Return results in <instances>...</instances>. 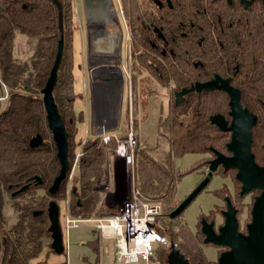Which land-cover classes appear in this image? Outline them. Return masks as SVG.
I'll list each match as a JSON object with an SVG mask.
<instances>
[{
  "label": "trees",
  "instance_id": "trees-1",
  "mask_svg": "<svg viewBox=\"0 0 264 264\" xmlns=\"http://www.w3.org/2000/svg\"><path fill=\"white\" fill-rule=\"evenodd\" d=\"M58 1L61 3L63 15L64 46L56 73L57 80L52 89L54 102L68 132L69 162L74 149L73 140L76 134L75 122H77L74 118V101L77 94L73 88L72 73L74 66L72 39L76 24L72 18V0ZM252 8L256 11L252 14L256 18L255 23L259 24L257 20L264 19V8L258 1L252 4ZM143 24L144 21H139L138 17L131 18L132 27ZM17 33L33 42L32 55L27 59L17 60L14 56V39ZM59 37L57 7L52 0H0V97L6 94L5 101L0 100V210H3V206L14 198L23 200L21 203L10 204L17 212V219L9 229L6 230L4 227L0 230V264H28V259L39 255L42 237L48 234L47 202L64 197L67 175L55 194L50 196L46 190L58 173L60 162L56 156L57 148L52 133L48 128L41 94V88L48 78L54 61ZM254 43V40H251L250 51H253L249 66L251 71L247 74L248 71L243 70L239 93L242 105L258 116L252 129L251 152L255 162L262 163L264 54L261 52L260 42L256 45ZM171 49L172 53L169 57L153 62L149 61L148 47L135 46L131 50L132 54L138 50L143 52L139 54V61L133 62L131 71L133 74L136 71H144L150 77L155 76L163 85L171 81L175 86H181L184 72L195 71L196 66L193 67L189 61L190 65L186 68L181 52L175 47ZM136 83V76H133L131 101L134 106L138 102ZM169 100L165 112L162 113L160 108L162 106L159 107L155 120L154 145L135 147L136 186L152 198H163L165 212L157 216L158 221L161 219L162 222V228H157L158 237L168 236L174 247L178 248L191 264H214L206 260L202 252L200 245L204 243L203 233L199 228L192 232L186 223L177 221L178 216L168 217L170 211L175 208V203L172 201L175 182L184 175V172L173 168L172 161L175 157L186 153L202 154L198 164L187 170L190 171L201 164L206 166L207 162L202 160L206 156L212 158L213 149L221 153L226 152L230 132L220 130L210 122V117L213 114H221L228 118L229 97L223 91L210 90L188 93L183 96L180 103H176L174 95L170 94ZM35 133L42 135L43 142L31 148L29 140L35 136ZM126 133L110 132L107 143L101 141L100 135H89L81 139L82 153L77 160V170L71 179L70 191L73 198L71 214L81 217L97 213L98 210L95 209L102 198L98 186L104 177L106 159L109 154H113L116 138L122 139ZM36 174H39L43 180L41 186L32 184L31 177ZM24 184H28V187L13 195L12 192ZM33 187L44 189L46 194L35 197V193L31 192ZM214 193L222 198L226 195V188L215 189ZM45 199V206L42 207V201ZM35 212L37 214H34ZM43 212L46 221L37 220ZM111 212L113 209H108V214ZM157 251V259L163 264L164 249Z\"/></svg>",
  "mask_w": 264,
  "mask_h": 264
},
{
  "label": "rangeland",
  "instance_id": "rangeland-1",
  "mask_svg": "<svg viewBox=\"0 0 264 264\" xmlns=\"http://www.w3.org/2000/svg\"><path fill=\"white\" fill-rule=\"evenodd\" d=\"M72 18L73 22H75V30L73 32V59L74 66L72 73L74 75L73 88L75 93L77 94V98L74 101V118H76L77 122H75V136L73 140V151L71 152L70 161L72 165V171L68 174V179L65 185V193L63 198H58L56 202L58 206H60L59 220L60 226L64 221L62 218V209L68 210L71 214V182L72 175L75 173L78 167L77 160L75 161V156L77 152L81 151L80 141L82 138L89 136L90 132V110L92 102L90 100V82H91V73L92 69L87 60V44H86V29H85V17L82 12V2L81 0H72ZM115 18L117 20L118 16L115 13ZM88 20L86 19V25ZM111 23V22H110ZM106 23V28H110L115 30L113 24ZM109 24V25H108ZM117 32V31H116ZM124 44L121 48L120 45V62L117 63L120 70L124 72V89L122 93V97L120 98L121 104L118 108V118L116 120L117 126L119 122L120 128L111 132H127V128L129 127L128 119L133 116V130L135 131V139L136 145L152 147L156 142V129H155V120L157 118V114L159 113V109L161 112H165L167 110V106L170 102V94L163 93L164 89L160 88V85H157L152 77L149 76L146 72H138L136 71L133 74L131 71L132 64L134 62V57L131 54L130 44L127 39L123 40ZM14 56L18 60L27 59L32 55V51L34 49L33 42L28 41L26 37L22 34H18L14 40ZM136 76L137 79V95L136 100L137 105H131V93L132 86L131 80L132 77ZM162 91V93L160 92ZM145 97V98H144ZM6 94L4 95V99H1L2 102L5 101ZM146 102H144V100ZM162 106V107H160ZM121 107V112H120ZM160 107V108H159ZM90 116V117H89ZM82 117V119H79ZM126 122V123H125ZM91 128L93 130V123L91 117ZM97 135V134H94ZM82 153V151H81ZM202 154L200 153H186L183 156L175 157L172 161L173 168L179 172H184V175L181 176L178 180H176L174 188V195L172 196V201L175 203V207L180 203L184 197L191 192L195 186L199 183L202 178V174L204 173L205 165L201 164L197 168L187 171L198 164L199 160L202 158ZM210 157V156H209ZM210 158L204 157L202 162L207 161ZM69 161V162H70ZM104 177L102 179L101 184L98 186V189L102 193V198L99 201L98 206L96 207L93 215V218L104 217L108 214V209L113 207H109L108 205L114 204L119 200L125 198L127 194L126 191L119 192L116 197L105 198L104 190L102 187L109 184V188L113 187V160L112 155L109 154L106 159ZM227 172H223L220 169L215 171L212 175L211 180L202 189L196 197H194L190 203L185 207L184 211L178 215L177 221L179 223H186L188 229L192 232L198 229L199 219L200 217L207 214L208 219H213L215 217V224H220L222 222V216L217 213L221 208H224V201L222 198L217 197L214 193L215 189L218 188H226V195H230V197L235 199L238 202L239 207V220L241 222V227L244 226L245 222L250 219L249 214V205L251 195L245 194L242 197L238 195L239 185L234 180V171L228 170ZM118 175V183L119 186L122 182V176L120 173ZM115 186V185H114ZM31 192H34L35 197L37 195L41 196L46 194L44 189L40 187L32 188ZM255 194V193H253ZM38 198V197H37ZM36 198V199H37ZM40 198V197H39ZM159 199L161 203L162 210L161 212H165V205L163 203L162 197H156ZM39 200V199H38ZM23 200L21 198H14V200L10 201V203L3 206V210H0V230L5 227V229H9V226L13 224V222L17 219V212L14 211V208L11 207V203L17 204L21 203ZM46 199L42 201V207L45 206ZM48 204V202H47ZM39 208V207H38ZM212 216L211 213H214ZM73 215V214H71ZM75 216V215H73ZM45 213L43 215L38 216V219L45 220ZM82 217V216H81ZM90 217V216H83ZM49 224V221H48ZM158 226L162 228L161 219L158 221ZM165 232V231H164ZM168 236H160L158 237L154 247H155V258L157 259V249L167 250L169 245ZM51 238L47 234L42 237V247L40 253L36 258L28 259V264H50L51 258L54 257H62L67 264H118L116 258V249L114 248V239L110 237H100L92 227V223L88 221H83L77 227L68 228L66 234H63V243L65 247V251L59 255L54 254V252L50 248ZM202 252L207 260H216L217 256V246L211 245L208 243H202ZM222 249V248H220ZM157 251V252H156ZM52 256V257H51ZM51 257V258H50Z\"/></svg>",
  "mask_w": 264,
  "mask_h": 264
},
{
  "label": "flooded vegetation",
  "instance_id": "flooded-vegetation-1",
  "mask_svg": "<svg viewBox=\"0 0 264 264\" xmlns=\"http://www.w3.org/2000/svg\"><path fill=\"white\" fill-rule=\"evenodd\" d=\"M256 1H258L263 7L260 0H251L250 3L246 5L241 0H108V6L106 4L107 1H105L103 10L109 12L110 14L112 13L113 16H115L116 13L118 16L116 22L115 20H113V22L111 20L108 23L111 22L110 24L114 25L118 34L117 42L120 43L121 48L124 44L123 40L125 39L128 40L131 50L132 48H135V46L142 48L148 47L149 51H147V53H149V61L155 62L156 60H162L169 57V54L172 53L171 47H175L177 51L181 52L180 55H182L181 57L184 59V66L186 68L190 65L188 64L189 61L192 63L193 67L196 66L195 71L184 72V80L179 87L175 86L171 81H169L166 85H163L156 80L155 76H152L155 83L160 85V88L164 89L163 93L174 95L183 87H190L191 85H195L196 82L210 81V79H213L216 76L222 80H227L231 86L239 90L242 85L241 78L243 70H247V74H250L251 71V68L249 67L251 63V54L253 53V51H250L251 40H254L255 45L260 42V49L264 54V19L257 20L259 24H256V18L255 16H252L255 11V9L252 8V4ZM81 2L82 12L85 17L87 44L86 58L89 66L92 68L90 70V89H96L94 85L96 80L93 76L95 75L98 77L104 74V71L97 74L95 72V74L93 73V70L98 67V65L94 64L95 59L90 58V26L88 25L89 21L86 25V19L88 20V14H86V0H81ZM134 17H138L139 21H144V24L141 26L134 25V27H132L131 18ZM104 29H107L106 26ZM141 52L143 51L138 50L133 54L131 53L135 62L139 61V54ZM121 57L118 59L119 62ZM105 59L106 58L103 60ZM98 71L99 70L97 69V72ZM105 72L106 76L110 75L107 71ZM123 84L124 82H122L121 86L120 81H117L116 85L112 84L113 88L110 87L111 89L109 90V95L112 97L111 100L113 101V114H116L120 105V98L122 97L124 89ZM210 90L221 91L220 89ZM160 92L162 93L161 90ZM93 102L94 109H98L100 102H98L96 98L93 99ZM251 113L254 114L253 112ZM254 115H256V124L258 116L256 113ZM230 118L231 117L228 112V118H225L228 123ZM255 124L253 125V128L255 127ZM223 154L227 156L230 153L226 150ZM212 158L206 161L207 164L203 171L204 173L202 174L203 176L201 180L206 175L208 162ZM256 164L264 165V159L262 163ZM219 169L223 172H227V175L229 174L228 170L234 171V180L239 185L238 195L240 197L245 194L252 196L250 199L251 204L249 205V208L251 209L254 202L253 199L256 195H258L260 190H252L240 195L241 185L236 179L237 171L230 168H228V170H224L221 167H218L215 171H218ZM32 184L35 185L34 180ZM226 199L230 200L236 209L235 215L238 220V230L243 233L247 231L245 229V225L250 221V219L245 222L243 227H241L238 202L233 199V197L231 198L230 195L222 197V201L225 203L224 208L217 211V213L222 216V222L220 224H215V217L213 219H208L206 214L199 219V231H201L200 228L202 218H204L207 222H213V229L218 231V227L224 222L222 212L226 209ZM215 213L216 212L211 213L212 216H214L213 214ZM48 235L50 236L49 232ZM204 237L205 235L203 233V239ZM171 243L173 244L172 241L169 242V248L164 250L163 264H167V256L171 250ZM216 246L217 249H219L217 250V259L219 253L227 250L228 247L221 245ZM210 262L216 264L217 260H211Z\"/></svg>",
  "mask_w": 264,
  "mask_h": 264
},
{
  "label": "water",
  "instance_id": "water-1",
  "mask_svg": "<svg viewBox=\"0 0 264 264\" xmlns=\"http://www.w3.org/2000/svg\"><path fill=\"white\" fill-rule=\"evenodd\" d=\"M57 7L58 30L60 37L57 41V50L54 55L53 64L49 70L48 78L41 88L42 102L45 107L48 128L52 133L56 156L60 162L58 173L54 176L47 192L52 196L58 190L61 182L66 178L70 170L68 162L67 137L68 132L65 129V123L60 117L57 105L53 98V86L57 80V69L61 61L63 51V15L61 3L58 0H52ZM244 4L250 3L251 0L245 1ZM264 7V0H260ZM210 89H220L229 97V115L230 121L221 114H213L210 122L216 125L222 131H229L230 137L226 144V150L230 153H223L213 149V158L208 162L207 173L202 180L189 192L180 203L170 211L168 217L174 218L181 214L190 201L205 188L211 180L213 172L221 167L224 170L235 169L236 179L240 182V195L252 190H260L254 197V202L250 209L251 218L245 225L246 232L238 230V220L235 215L236 209L231 201L226 199V209L222 212L224 222L218 227V231L213 229V222H207L201 219L200 230L204 233V243L221 245L228 247L219 253L216 264H264V165L256 164L254 155L251 152L252 128L256 121V115L252 114L241 104L239 90L231 86L227 80L219 77L210 79L206 82H196L190 87H183L174 94L176 103H180L183 96L193 91H210ZM122 101V100H121ZM91 136H94L92 131ZM43 142L42 135L35 133V136L29 140V146H35ZM35 185L41 186L43 180L39 174L32 176ZM28 187V184L22 185L19 189L13 191V195L22 192ZM60 206L52 199L47 204V218L49 226L47 228L51 236L50 248L57 254L63 253V236L59 221ZM34 214H37L35 212ZM171 250L167 256V264H190L184 259L179 250L171 243Z\"/></svg>",
  "mask_w": 264,
  "mask_h": 264
},
{
  "label": "built area",
  "instance_id": "built-area-1",
  "mask_svg": "<svg viewBox=\"0 0 264 264\" xmlns=\"http://www.w3.org/2000/svg\"><path fill=\"white\" fill-rule=\"evenodd\" d=\"M1 99H4V96L0 97ZM128 123L126 136L122 139L116 138L112 154V160L119 166L122 175H124V189H127L125 198L114 203L111 206L113 212L104 217L73 216L68 210L62 209V221H64L61 225L62 236L64 233L66 234L68 228L77 227L83 221H88L92 223V227L101 237L114 239L117 263L161 264L155 258L154 245L158 239L157 216L161 213L162 207L158 198L144 194L136 186L134 174L136 137L131 114ZM109 133L100 134L103 143L108 142ZM80 154L81 151L77 152L75 161ZM71 171L72 165L68 174ZM102 190H104L105 198L116 197L119 194L117 190L110 189L109 184L102 187Z\"/></svg>",
  "mask_w": 264,
  "mask_h": 264
},
{
  "label": "bare ground",
  "instance_id": "bare-ground-1",
  "mask_svg": "<svg viewBox=\"0 0 264 264\" xmlns=\"http://www.w3.org/2000/svg\"><path fill=\"white\" fill-rule=\"evenodd\" d=\"M105 1L107 0H86V14H88L89 26L91 25L92 27L96 28L95 31L92 33V38H91V43L94 48V51L100 57L107 59L108 62H106L105 66L106 65L110 66V65H117V63L119 62L118 61L119 46H117L119 42H117L118 39L117 32L108 31L104 29L105 24L112 20L111 14L103 10ZM105 37L108 39V44L106 45V47L100 46L99 41ZM97 69H94L93 73L96 72ZM102 71H104V74L98 77L95 75L93 76V78L96 80L94 83L96 89L92 90V95L98 101L104 95L107 96L110 94L109 90L113 88L112 84L116 85L117 81H120V84L122 86V82L124 78V72H122V70H120L117 66H111L109 68V71L112 73V75L110 74L106 76L105 71H107V69L104 67Z\"/></svg>",
  "mask_w": 264,
  "mask_h": 264
},
{
  "label": "crops",
  "instance_id": "crops-1",
  "mask_svg": "<svg viewBox=\"0 0 264 264\" xmlns=\"http://www.w3.org/2000/svg\"><path fill=\"white\" fill-rule=\"evenodd\" d=\"M107 3H108V0H107L106 4ZM107 6H108V4H107ZM111 17H112V22H113V20H115V16H113L112 13H111ZM95 29L96 28H94V27H92L90 25V28H89V38H90L89 39V43H90L89 44V54H90V58L95 59L94 60V62H95L94 64L95 65H98V67H99V68L98 67L95 68V69L98 68V70H99L98 72L96 71L97 73H100L102 71L103 67H104V68L107 69V72L112 75V73L109 71V68L111 66H117V65H110V66H107L106 65L105 66L106 62H108L107 59L103 60L104 58L100 57L94 51V48L92 46L91 38H92V33L95 31ZM106 30H108V31H115V30H112L110 28H107ZM18 34H20V33H18ZM99 43H100V46L106 47V45L108 44V39L106 37L105 38H102L99 41ZM117 46H119V50H118V59H119V57H120V54H119V51H120V43H118ZM97 58H98V60H97ZM92 90H93V88L92 89H89V92H90V100L92 102L90 114H91V117H92V123H93V130H94V132L92 131V128H91V125H92L91 124V117L89 116L90 117V131H92L94 134L100 135L102 133H109L111 131H114V130L119 129L121 122H119V124L117 126L116 120L120 116V114L118 113V109L116 111V114L115 113L114 114L112 113V108H113V104H112L113 101L111 100L112 97L110 95H107V96L104 95L98 101L100 103L98 105V109L95 110L94 109V106H93V104H94V102H93L94 97L92 95ZM120 104H121V102H120ZM120 112H121V107H120ZM118 114H119V116H118ZM120 121H121V116H120ZM112 171H113V175H114L113 176V182L114 183L112 184L113 185L112 189L117 190L118 192H122V191L124 192L125 191V189H124V175H122V172H121L119 166L117 164H115L114 161H113V170ZM118 173H120V175L122 176V182H121V185L120 186H119V183H118V175H117ZM108 206L111 207V206H113V204L108 205ZM97 234H98V232H97ZM54 254H57V253L54 252ZM57 255H59V254H57ZM34 259L36 260V258H34ZM62 262H65L62 257L61 258L60 257L55 258L54 255H53V257L50 260V264H60Z\"/></svg>",
  "mask_w": 264,
  "mask_h": 264
}]
</instances>
